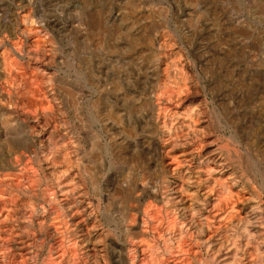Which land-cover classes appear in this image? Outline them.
<instances>
[{"label": "bare ground", "instance_id": "bare-ground-1", "mask_svg": "<svg viewBox=\"0 0 264 264\" xmlns=\"http://www.w3.org/2000/svg\"><path fill=\"white\" fill-rule=\"evenodd\" d=\"M23 1L29 2L32 0H23ZM222 1H224V0H222ZM259 2H260V0H259ZM21 4H24V3H21ZM26 6H27V4H26ZM250 6H251V4H250ZM191 7L192 6H190V8ZM214 7H216V6H214ZM256 7L259 9V11L261 13H264V1L257 3ZM28 8H29V6H28ZM29 9L28 10L26 9L25 11L21 12V14H19L20 16L17 15L18 16L17 19L12 18L14 20L12 21L11 27L9 28V30L11 29L10 36H9V38H6L7 40L4 41L2 47H0V94L2 95V98L0 100V109L2 110V111H0V144L3 145L4 151H5L3 154H5L7 156L6 160L3 158L6 161L4 163V165L2 166L3 168H0V264H26V259L27 258L29 259L28 253H27V248H28L27 246L31 243L37 248V250H40L44 247L43 245L46 241L48 242V247L46 248V254L43 257L42 261L38 262L40 264H98V256H99V254H101V253H99V248H101L100 242L102 241L101 240L102 237H101V233H100L101 229H102V225H107V227L110 228L109 225L111 222V218L109 216H107L108 213L106 215H104L103 210L105 209V212L108 211L109 207H110L109 201H112L118 197L117 188L115 186L114 181L112 179H111L112 182L109 180L111 182V184H110V187L108 188L107 195H106L107 199L104 203L103 202L104 196L102 193L103 191H101L100 182H99L100 181V179H99L100 175H98L99 174L98 168H97L98 165H97V163L94 165V162L89 160L85 155L86 146L90 141L85 146V144H84L85 142L82 139H79V133H78L79 130H78V132H76L75 128H74L75 130L72 129L71 131H69L67 128H62V126L65 125V123H64L65 122V118H64L65 114L66 113L68 114L69 112H70L69 117L71 116V120H73L72 121L73 123L74 122H76V123L81 122L80 124L83 125L84 120L82 122L79 111L77 109V102L76 101L79 99V97L77 96V94L72 92L73 87L71 89L67 85H62V87L60 88L59 86L61 85V83H60L61 80H57L56 78H54L56 75L54 77H53V75H51V73L52 72L55 73L54 71L56 70L54 64L59 63L58 61L60 60V58H59L60 56L59 57L57 56V54H58L57 52L59 50V48H57V40H58V35H60V34H58L57 31H55L53 29V27H52L53 25L51 26L52 28L49 27V25H48L49 23H47L44 20V18L42 17V15L39 14L38 8H37L38 11L36 9L35 10H31V9L29 10ZM212 9H214V8H212ZM258 9H257V11H258ZM195 11H193V12L196 13ZM16 12H18V11H16ZM130 12L132 13L133 11H130ZM224 14H225V12H224ZM258 14H259V12H258ZM133 15H135V14H133ZM192 16H193V14H192ZM13 17H15V16H13ZM89 17H91V15ZM95 17H97V15ZM100 19H102V18H100ZM100 19H99V21H100ZM135 19H139V17L135 18ZM205 19H207V18H205ZM83 20H84V18H83ZM85 20L88 21V19H85ZM78 21H80V19ZM89 21H91V20H89ZM89 21H88V23H89ZM146 21H147V19H146ZM80 22H83V21H80ZM194 22H196V21H194ZM6 23H7V21H6ZM52 23L54 24V22H52ZM77 23H79V22H77ZM84 23L86 24V22H84ZM138 23L139 22H137V24ZM156 23H157V21H156ZM75 24H76V21H75ZM96 24L97 23H95V25ZM143 24H144V22H143ZM219 24L220 23H218V25ZM211 25H210V27H212ZM147 26H149V24ZM163 26H161V27H163ZM64 27H62L63 30H64ZM86 27H87V25H86ZM136 27H137V25H136ZM77 28L79 29V27H77ZM91 28H93V27H91L89 25L88 30H93ZM214 28H215V26H214ZM229 28H227V29H229ZM142 29H143V31H141V32L139 31L140 34L134 38V42L142 44L143 46L150 48L151 51L153 52V56H157V52L159 50L161 51L162 48L159 46H158V48H155L154 47L155 46L154 39L151 38V36L148 34V32L146 31V28H142ZM72 31H74V30H72ZM96 31L98 32V30H96ZM132 31H137V30H132ZM165 31H164V33H165ZM181 31H182V29H181ZM189 31H190V29H189ZM202 31L200 33H202ZM89 32H91V31H89ZM89 32H88V34H89ZM100 32H99V34H101ZM175 32H177V31H175ZM78 33H80V32H78ZM167 33H169V32H167ZM184 33H186V32H184ZM85 34H87V33H85ZM176 34H178V33H176ZM190 34L192 35V33H190ZM1 35H2V33H1ZM162 35H163V33H162ZM95 36H97V35H95ZM128 36H130V35L128 34ZM90 37H91V35H90ZM92 37H93V35H92ZM170 37H172V36H170ZM208 37H209V35H208ZM252 37H254V36H252ZM100 38H101V36H100ZM243 38H246V36ZM66 39H68V37ZM102 39H103V37H102ZM160 39H162V36ZM233 41H234V39H233ZM82 42H83V40H82ZM94 42H96V41H94ZM99 42H100V40H99ZM160 42H162L161 46L165 45L164 40L160 41ZM204 42L209 43V41H204ZM262 42H264V41H262ZM84 43H85V39H84ZM97 43H98V41H97ZM167 43H168V40H167ZM172 43H174V42H172ZM244 43H245V41H244ZM90 44H92V43H90ZM107 44H108V42H107ZM59 45H58V47H60ZM67 45H69V44H67ZM61 46H63V45H61ZM91 46L93 48V45H91ZM91 46L89 48H91ZM94 46H96V45H94ZM201 46H203V45H201ZM177 47H179V46H177ZM60 48H62V47H60ZM73 48H74V46H73ZM107 48H109V47H107ZM113 48H112V50H113ZM123 48H125V47H123ZM134 48H136V47H134ZM82 49H85V48H82ZM82 49H80V50L82 51ZM194 49L196 50V48H194ZM252 49H254V48H252ZM262 49H264V45H262ZM60 50H62V49H60ZM123 50L125 51V49H123ZM256 50L254 52H257ZM75 51H76V49H75ZM113 51H115V50H113ZM127 51L129 52V50H127ZM131 51L134 53L133 50H130V52ZM85 52H87V51H85ZM138 52H140V50L137 51V54H138ZM163 52H164V50H163ZM250 52H252V50ZM68 53H70V52L68 51ZM82 53H83V51H82ZM178 53H179V51H178ZM260 53H261V55L264 54L261 51H260ZM87 54H89V51L87 52ZM125 54H126V52H125ZM184 54H186V53H184ZM247 54H250V53H247ZM253 54H251V55H253ZM65 55H67V54H65ZM255 55H256V53H255ZM158 56H160V55H158ZM175 56H177V55H175ZM205 56H207V55H205ZM256 56H258V55H256ZM262 56H264V55H262ZM134 57H135V55H134ZM170 57H172V56H170ZM185 57H187V56H185ZM214 57H216V55ZM230 57H232V55ZM243 57H244V55H243ZM253 57H255V56L253 55ZM256 58H258V57H256ZM63 59H64V57H63ZM170 59H172V58H170ZM180 59H178V60H180ZM199 59H201V58H199ZM212 59H213V57H212ZM214 59H216V58H214ZM232 59H233V57H232ZM92 60L93 59H91V61ZM169 60L166 57H164V55H163L161 57H158L154 61V69H155V73L157 75L156 80L154 81L155 82L154 86H152L153 87L152 93H154V100H152V101L149 100L147 104L142 103V106L144 105L143 108H145L144 111H142V112H144V113L146 112V117H147L146 123H145L146 127H144L146 137H147V138H145L146 139V145H145L146 148L145 149L147 150V152H144V153H145V155L148 154V157H146V158L148 159V162H150L149 164L152 165V169L154 170V171H152V172H154L152 177H158L159 173L163 174L164 177L162 176L160 181H157L156 184H154V183L157 179L154 182H150L148 184L149 186L147 185L145 187L143 184L139 183L140 185H138V183H135L132 191L130 190L131 192L128 191V192L123 193L122 195L119 193L121 195L120 199H122V198L126 199L129 196H131V198L134 199L133 202L135 201V203H137L141 199L146 200V201H144V203H145L143 205L144 208L142 207L143 210L139 211V210L135 209L133 212L132 211H130V212L125 211L126 214L123 215V225H122L123 226V229H122L123 232L122 233H124V235L127 238H129V241H128L129 247H127V246L125 247L126 248V252H125L126 255L121 257V264H146L147 263L146 259L151 260V261L153 260L154 264H193V263L195 264V262L196 263L199 262V257L201 256L199 250L202 247L204 248V251L209 256V259L211 261L210 264H264V237H262L259 234V232H261V231L259 229H257V221L252 218L253 215L255 217V214L257 212H259L260 215L262 217H264V201L261 200L262 202H259L257 205L255 202L256 200H260L261 195L264 194V136H262L260 138L259 136L255 135L254 133H253L254 135L251 136V127L254 128L253 125L252 126L245 125L242 128V126H240V125L236 126L233 124L232 119L230 118V115H229V111H231L229 109V107L231 104L229 102L227 103V111H225V104L224 103H226V102H224V103L222 102L223 101L222 98H224V97H222L221 96L222 94H219V92H218V89L220 88V86H219V84L216 85V84L212 83V77L208 76L209 74L207 75V73L209 72L208 70H206L207 66L205 64L201 63V65L197 66L196 71H198L199 73L201 72L200 76L204 77L205 83L206 82H208V83L203 84L202 80L198 81L199 78L195 79V80H197L200 83V84L199 83L198 84H199V88H200L201 92L203 93V96L205 97V99H204V97L202 96L204 99L205 105H209V108H208L209 111L207 114L209 115L211 122L207 119L210 122V124H205L204 120H203V114L205 113V111L199 106L200 105L199 104L200 99H199V101H197L198 103L191 102L190 97H192L191 96L192 92L190 91V89L193 87H191L192 83H189L190 86H188V84H187V82L190 79L187 80L185 78L187 80L186 83L183 80L181 81L179 79L178 80L180 82L179 81L177 82L175 80H170V78H171L170 76H172V75L169 76L170 73L169 74L167 73V71H169V70H163V72L160 71L161 73H159V68H160L161 63L164 62V65H166V67H167ZM190 60H192V59L190 58ZM248 60H249V58H248ZM173 61H174V59H173ZM260 61H261V59H260ZM60 62H61V60H60ZM149 62L150 61H148V63ZM212 62H213V60H212ZM223 62L221 61V63H223ZM227 62H228V60H227ZM258 62H259V60L256 63H258ZM111 63L114 64V62H111ZM151 63H152V60H151ZM143 64H144V62H143ZM216 64H218V63H216ZM80 65H82V64H80ZM149 65H147L146 68H148ZM188 65H189V63H188ZM207 65H208V63H207ZM210 65L211 64H209L208 66H210ZM180 66H181V64H180ZM81 67H83V66H81ZM166 67H165V69H166ZM121 68H123V67L121 66ZM162 68H163V66H162ZM226 68H227V66H226ZM259 68H260V66H258V69ZM70 69H72V68H70ZM99 69L100 68L98 67V70ZM119 69H120V67H119ZM119 69H118V71H119ZM230 69H232V68H230ZM262 70H264V69H262ZM87 71H89V70H87ZM94 71H95V69H94ZM124 71H125V69H124ZM175 72H176V70H175ZM61 73H63V72H61ZM95 73H97V72H95ZM127 73H128V70H127ZM217 73H219V71ZM235 73H237V72H235ZM56 74H58V73H56ZM86 74H88V73L86 72ZM93 74L94 73H92L91 75H93ZM183 74H184V72H183ZM62 75H64V74H62ZM94 75H96V74H94ZM116 75H118V73ZM175 75L177 76V74H175ZM185 75H186V72H185ZM115 76H113V77H115ZM180 76H179V78H180ZM113 77H112V79H115ZM183 77H184V75H183ZM220 77H221V75H220ZM117 78H118V76H117ZM222 78L224 79V77H222ZM116 79H115V81H116ZM241 80H242V78H241ZM117 81H119V80H117ZM226 81H227V79H226ZM111 82H114V81L111 80ZM152 82H153V80H152ZM256 82H257V84L264 82V72L258 73V78L256 79ZM119 83H120V81H119ZM193 83H194V81H193ZM215 83H217V82H215ZM100 84H98V85H100ZM84 85H86V84H84ZM92 85H94V84H92ZM244 85H245V83H244ZM240 86H241V84H240ZM100 87H102V86H100ZM216 87H219V88L216 89ZM237 87H238V85L236 86V88ZM246 87H247V85H246ZM242 88L246 89L245 87H242ZM257 88H259V87H257ZM244 89H243V91H244ZM248 91H249V89H248ZM201 92L199 91L200 94H201ZM252 92H254V91H252ZM91 93L93 94V91ZM126 93H127V91H126ZM238 93H239V91H238ZM256 93H258V92H256ZM100 94H102V93H100ZM110 94H113V93H110ZM122 94H125V93L123 92ZM253 94H255V93H253ZM58 95L61 96V100H59ZM102 95H104V94H102ZM228 95H231V94H228ZM228 95L226 96V98L228 97ZM80 96H83V95L81 94ZM193 97H194V95H193ZM260 97H258V98H260ZM88 98H90V96ZM113 98H115V97H113ZM207 98H209L210 100H208ZM131 100H132V98H131ZM261 100L264 101V96L261 97ZM80 101L78 100V102H80ZM230 102L232 103V101H230ZM81 103L82 102H80V104ZM197 104H199V105H197ZM254 104L256 105V103H254ZM261 104L264 105V103H260V105ZM126 105L127 104H125V106ZM139 106L135 105V107H139ZM90 107H89V109H90ZM113 107L115 108V106H113ZM232 107H233V105H232ZM98 108H97V110H98ZM236 108H238V107H236ZM243 110H244V108H243ZM80 111H82V109ZM252 111H253V109H252ZM138 112H140V110H137V109L134 110V113H138ZM94 113H96V112H94ZM104 113H106V112H104ZM82 114L84 115V113H82ZM128 114H129V112H128ZM262 114H264V113H262ZM110 115H112V113ZM114 115H116V113ZM118 115H120V113ZM87 117H89V116L87 115ZM252 117H253V115H252ZM240 118H243V117L240 116ZM250 118H249V120H250ZM262 118H264V116H262ZM91 119H93V118H91ZM117 120H118V118H117ZM122 120H124V119L122 118ZM87 121H88V123L90 122L89 120H87ZM262 121H264V120H262ZM102 122H103V120H102ZM102 122H100V123H102ZM104 122H105V119H104ZM115 122H116V119H115ZM237 122H238V124H240L239 120ZM254 122H252V123L254 124ZM84 123H87V122H84ZM257 123L258 122H256V124ZM133 124H134V122H133ZM262 124H264V123H262ZM78 125H79V123H78ZM229 125H232L233 129H230L231 127L229 128ZM241 125H242V123H241ZM135 126H136V123H135ZM67 127H68V125H67ZM72 127H74V126H72ZM84 127L82 126L83 129H84ZM209 127H212L214 132L218 134L217 138H215L214 140L210 139V137H209V135H210V132H209L210 128ZM91 128L94 130L93 127H91ZM107 128H108V126H107ZM126 128L128 129V127H126ZM129 128H130V126H129ZM135 128H133V129H135ZM130 129H132V127ZM261 129H262L261 132L264 133V128H261ZM98 130H101V129H98ZM132 131H135V130H132ZM94 132H95V130H94ZM105 132H107V131H105ZM124 132H125V130H124ZM255 132H258V131H255ZM259 133H260V131H259ZM114 134L116 135V132ZM108 137H109V134H108ZM220 140H222V142L219 144ZM117 141H119V140H117ZM104 143H105V141H104ZM118 143H120V141ZM128 144H129V142L127 143V145ZM95 145H96L95 143L91 142L89 146H90V148H92V147L95 148ZM112 145H109V146H112ZM121 145H123V144H121ZM125 145L126 144H124V147H125ZM212 145H215L216 149H214V148L211 149L210 146H212ZM89 146H87V147H89ZM115 146H114V148H115ZM124 147L121 146L120 154L122 156H125L128 158L129 155L126 154L127 151L124 149ZM0 149L2 150V148H0ZM103 149H104V147H103ZM109 150H111V149H109ZM217 151H219L220 153L225 151V155H224L225 159H223V157L221 155H217ZM105 152H107L106 149H105ZM97 153H96V155H97ZM138 154L139 153L137 152V156H138ZM111 155H113V154L111 153L110 156ZM131 155L130 156L132 158L136 157V155L134 157L133 152L131 153ZM102 157H104V156H102ZM125 157H123V159ZM139 158L140 157H138V159ZM97 161L99 162V159ZM116 161H117V159H116ZM230 161L238 162V164L242 168V171L244 172V175H245V178H244L245 181L244 182H242L240 180V178L236 176V174H235L236 171L229 169L228 162H230ZM123 162H124V160H123ZM130 162H131V160H130ZM144 164H145V161H144ZM149 164H148V166H149ZM232 164L233 163H231V165ZM236 164L234 163V165H236ZM100 166H101V164H100ZM139 167H141V166H139ZM103 168H101V169L104 170ZM132 169H135V168H132ZM5 170H9V173H8V171L6 173ZM141 172H143V171H141ZM137 173H139V172H137ZM14 177L15 178L17 177L20 180L12 179ZM3 178H6V180H8V181H6V182L3 181V180H5ZM7 178H9V179H7ZM133 179H134V177L132 178V182H133ZM140 179H141L140 180V182H141L143 177H141ZM168 181H169V183H168ZM138 182H139V180H138ZM120 186H122V184ZM125 186H127V185H125ZM125 186H123V188ZM247 186H250L251 190H249V192L247 191ZM164 188L170 190L169 191V192H171L170 198H168L167 196L166 197L164 196V193H166L163 191ZM102 190H104V189H102ZM15 191H17L18 194H20L22 196V198H19L18 197L19 195L15 196L14 195ZM202 200H204V201H202ZM172 203H173V205H174V203H176V207H172V205H171ZM245 204L249 205L248 206L249 211L247 210L249 212V214H247L246 210L244 209ZM135 206L133 208H135ZM137 206H138V204H137ZM120 207H122V206H120ZM115 209H116V207H115ZM114 214H116V213H114ZM112 216H113V214H112ZM262 226H264V225H261V227ZM118 230H119V228H118ZM130 237H132V239L134 238L135 240L132 242L130 240ZM165 237H167V238H165ZM107 239L109 241L110 246L116 245L115 242L113 241V239L111 240V239H109V237H107ZM172 241H175V243H174L175 245L170 244V243H172ZM122 242H124V241H122ZM104 245L106 246V244H104ZM102 252H103V250H102ZM118 254H119V251H118ZM36 257H37V253L32 254V258H33L34 262H36V260H37ZM203 259H204V257H203ZM205 259H204V261H205ZM201 262H202V260H201ZM35 264H37V262Z\"/></svg>", "mask_w": 264, "mask_h": 264}, {"label": "rangeland", "instance_id": "rangeland-1", "mask_svg": "<svg viewBox=\"0 0 264 264\" xmlns=\"http://www.w3.org/2000/svg\"><path fill=\"white\" fill-rule=\"evenodd\" d=\"M33 1V2H32ZM29 2L23 1V0H0V47H2L4 41H6V38H9L11 29V23L14 19H17L19 14L21 12L28 10L29 8L31 10H37L39 14L42 15L44 20L49 23V27L57 31L58 34V40H57V48L58 54L57 56L60 58L58 61L59 63H55L54 66L56 70L55 73H51L54 78L57 80H61V85H67L71 89L73 87V93L77 94L79 97V101L77 102V109L79 111L81 120L84 123L83 125L80 124L81 122H72L70 112L65 114V127L62 126V128H67L69 131L72 129H76V132L79 130V139H82L86 144L88 143L90 145L91 142L95 143V148L87 144L85 149V155L86 157L94 162V165L97 163L98 165V175L100 179V187L101 191H103L104 200L105 203L107 199V191L110 187V184L112 180L115 183V186L117 188L118 197L112 201H109L110 207L109 210L105 212V209L103 210L104 215L108 213L107 216L111 218L110 222V228L107 227V225H102L101 229V237L102 241L100 242L101 248H99V256H98V264H121V257L126 255V246H128L129 238H127L124 233H122L123 229V215L126 214V212L134 211L136 210H143L144 208V200H139L137 203L134 199L129 196L128 198L120 199L121 195L125 192L132 191L134 188V184L138 183V185L143 184L144 187L147 186L150 182H154L156 184L157 181H160L161 177L164 175L159 173L158 177H152L154 171L152 169V165H150L148 162V154L145 155L144 152H147L145 149L146 145V133L145 128L146 127V112L144 111L145 108L143 104H147L148 101L154 100V93H152V86H154V81L156 80V73L154 69V61L158 58L164 55L169 62L168 66L164 65V62L161 63L159 68V73L163 72V70H169L167 73L172 76H170V80H183L185 83L187 80L188 86H190L189 83H192L191 87L189 88L192 92V97H190L191 102L198 103L205 113L203 114V120L205 124H210L211 119L209 115L207 114L209 111V105H205L203 96V93L201 92L199 88V80L203 81V84L205 83L204 77H201L197 70V66L202 64H205L207 66L206 70L209 72L207 73L208 76L212 77V83L220 86L216 87L218 89L219 94H222L221 96L224 97L223 103L225 104V111H227V103L229 102L231 105L229 109L232 111H229L230 118L232 119V122L236 126H242V128L245 125L254 126L251 127V136L257 135L260 138L264 136V133H262V129L264 128V105H260V103H264V101L261 100V97L264 96V82L257 84L256 79L258 78V73L264 72V54L261 55L260 51L264 53V49H262V45H264V13H261L259 9L256 7L257 3H260L264 0H32ZM82 1V2H81ZM194 1V2H193ZM226 1V2H225ZM247 1V2H246ZM253 1V2H252ZM211 2V3H210ZM24 3V4H21ZM32 3V4H31ZM193 3V4H192ZM248 5H247V4ZM27 4V6H26ZM217 4V5H216ZM251 4V6H250ZM256 4V5H255ZM31 5V6H30ZM34 5V6H33ZM132 5V6H131ZM208 5V6H207ZM212 5V6H211ZM23 6V7H22ZM29 6V8H28ZM36 6V7H35ZM136 6V7H135ZM190 6H192L190 8ZM207 6V7H206ZM216 6V7H214ZM219 6V7H218ZM222 6V7H221ZM249 6V7H248ZM253 6V7H252ZM201 7V8H200ZM214 8V9H212ZM254 8V9H253ZM29 9V10H30ZM42 9V10H41ZM131 9V10H130ZM187 9V10H186ZM196 13H194L193 11ZM211 9V10H210ZM227 9V10H226ZM258 9V11H257ZM186 10V11H185ZM18 11V12H16ZM130 11H133L132 13ZM138 11V12H137ZM152 11V12H151ZM216 11V12H215ZM254 11V12H253ZM188 12V13H187ZM193 12V13H192ZM201 12V13H200ZM210 12V13H209ZM225 12V14H224ZM227 12V13H226ZM259 12V14H258ZM95 13V14H94ZM206 13V14H205ZM58 14V15H57ZM91 17H89L90 15ZM99 14V15H98ZM125 14V15H124ZM130 16H129V15ZM135 14V15H133ZM152 14V15H151ZM193 14V16H192ZM211 14V15H210ZM218 14V15H217ZM221 14V15H220ZM18 15V16H17ZM44 15V16H43ZM78 15V16H77ZM86 15V16H85ZM94 15V16H93ZM97 15V17H95ZM140 15V16H139ZM209 15V16H208ZM258 15V16H257ZM15 16V17H13ZM99 16V17H98ZM223 16V17H222ZM62 17V18H61ZM139 19H135L138 18ZM153 17V18H152ZM199 17V18H198ZM202 19H201V18ZM227 17V18H226ZM14 18V19H12ZM85 19L91 20L88 21ZM102 18V19H100ZM122 18V19H121ZM129 20H128V19ZM207 18V19H205ZM215 18V19H214ZM258 18V19H257ZM49 19V20H48ZM80 19V22L78 21ZM100 19V21H99ZM143 19V20H142ZM147 19V21H146ZM194 19V20H193ZM198 19V20H197ZM201 21H200V20ZM230 19V20H229ZM56 20V21H55ZM141 20V21H140ZM176 20V21H175ZM186 20V21H185ZM7 21V23H6ZM11 21V22H10ZM62 21V22H61ZM74 21V22H73ZM76 21V24H75ZM130 21V22H129ZM132 21V22H131ZM139 22L137 24V22ZM157 21V23H156ZM196 21V22H194ZM206 21V22H205ZM233 21V22H232ZM54 22V24L52 23ZM65 22V23H64ZM79 22V23H77ZM86 22V24L84 23ZM135 22V23H134ZM144 22V24H143ZM174 22V23H173ZM179 22V23H178ZM194 22V23H193ZM206 24H204V23ZM68 23V24H67ZM95 23H97L95 25ZM142 23V24H141ZM156 23V24H155ZM162 23V24H161ZM201 25H200V24ZM214 23V24H213ZM218 23H220L218 25ZM228 23V24H227ZM233 23V24H232ZM72 26H71V25ZM140 24V25H139ZM149 24V26H147ZM212 24V25H211ZM53 25V26H52ZM76 25V26H75ZM87 25V27H86ZM89 25L93 28V30H88ZM129 27H128V26ZM137 25V27H136ZM164 25V26H163ZM172 25V26H171ZM185 25V26H184ZM210 25L212 27H210ZM218 25V26H217ZM226 25V26H225ZM241 25V26H240ZM52 26V27H51ZM60 26V27H59ZM65 26V27H64ZM67 26V27H66ZM75 26V27H74ZM100 26V27H99ZM135 26V27H134ZM141 26V27H140ZM163 26V27H161ZM215 26V28H214ZM221 26V27H220ZM228 26V27H227ZM257 26V27H256ZM56 27V28H55ZM64 27V30L63 28ZM79 27V29L77 28ZM230 27V28H229ZM239 27V28H238ZM249 27V28H248ZM7 28V29H6ZM67 28V29H66ZM77 28V29H76ZM101 28V29H100ZM126 28V29H125ZM130 28V29H129ZM134 28V29H133ZM142 28H146V31L151 36V38L154 39L155 42V48L161 47V51L159 50L157 52V56H153V52L150 48L143 46L142 44L135 43L134 38L137 37L141 31H143ZM168 28V29H167ZM177 28V29H176ZM209 28V29H208ZM229 28V29H227ZM61 29V30H60ZM71 29V30H70ZM98 30V32L96 30ZM137 31H132V30ZM140 29V30H139ZM142 29V30H141ZM182 29V31H181ZM190 29V31H189ZM231 29V30H230ZM59 30V31H58ZM67 30V31H66ZM74 30V31H72ZM83 30V31H82ZM125 30V31H124ZM163 30V31H162ZM166 30V31H165ZM171 30V31H170ZM203 30V31H202ZM212 30V31H211ZM229 30V31H228ZM241 30V31H240ZM248 30V31H247ZM250 30V31H249ZM4 31V32H3ZM72 31V32H71ZM76 31V32H75ZM91 31V32H89ZM93 31V32H92ZM95 31V32H94ZM101 31V32H100ZM140 31V32H139ZM154 31V32H153ZM165 31V33H164ZM173 31V32H172ZM177 31V32H175ZM188 31V32H187ZM202 31V33H200ZM206 31V32H205ZM228 31V32H227ZM234 31V32H233ZM259 33H258V32ZM80 32V33H78ZM89 32V34H88ZM99 32L101 34H99ZM169 32V33H167ZM186 32V33H184ZM251 32V33H250ZM2 33V35H1ZM66 33V34H65ZM87 33V34H85ZM163 33V35H162ZM172 33V34H171ZM178 33V34H176ZM183 33V34H182ZM192 33V35L190 34ZM195 33V34H194ZM65 34V35H64ZM72 34V35H71ZM128 34L130 36H128ZM135 34V35H134ZM167 34V35H166ZM189 34V35H188ZM221 34V35H220ZM257 34V35H256ZM4 35V36H3ZM62 35V36H61ZM77 35V36H76ZM91 35V37H90ZM93 35V37H92ZM97 35V36H95ZM124 35V36H123ZM176 35V36H175ZM181 35V36H180ZM201 35V36H200ZM209 35V37H208ZM235 35V36H234ZM251 35V36H250ZM259 35V36H258ZM87 36V37H86ZM89 36V37H88ZM101 36V38H100ZM162 36V39H160ZM172 36V37H170ZM237 36V37H236ZM240 36V37H239ZM246 38H243L245 37ZM254 36V37H252ZM3 37V38H2ZM5 37V38H4ZM68 37V39H66ZM95 37V38H94ZM98 39H97V38ZM103 37V39H102ZM125 37V38H124ZM165 37V38H164ZM168 37V38H167ZM185 37V38H184ZM191 37V38H190ZM214 37V38H213ZM62 38V39H61ZM75 38V39H74ZM85 43H84V39ZM91 38V39H90ZM100 38V39H99ZM157 38V39H156ZM190 38V39H189ZM195 38V39H194ZM206 38V39H205ZM230 38V39H229ZM238 38V39H237ZM242 38V39H241ZM259 38V39H258ZM5 39V40H4ZM66 39V40H65ZM93 39V40H92ZM106 39V40H105ZM132 39V40H131ZM170 39V40H169ZM197 39V40H196ZM234 39V41H233ZM83 40V42H82ZM91 42H90V41ZM100 40V42H99ZM159 40V41H158ZM165 45L161 46L163 41ZM168 40V43H167ZM177 40V41H176ZM184 40V41H183ZM218 40V41H217ZM240 40V41H239ZM254 40V41H253ZM66 41V42H65ZM69 41V42H68ZM72 41V42H71ZM96 41V42H94ZM98 41V43H97ZM157 41V42H156ZM171 41V42H170ZM204 41H209L204 42ZM216 43H215V42ZM220 41V42H219ZM223 41V42H222ZM238 41V42H237ZM245 41V43H244ZM257 41V42H256ZM59 42V43H58ZM62 42V43H61ZM82 42V43H81ZM102 42V43H101ZM108 42V44H107ZM174 42V43H172ZM218 42V43H217ZM229 42V43H228ZM233 42V43H232ZM236 42V43H235ZM61 43V44H60ZM87 43V44H86ZM92 43V44H90ZM101 43V44H100ZM106 43V44H105ZM129 43V44H128ZM262 43V44H261ZM60 44V45H59ZM69 44V45H67ZM79 44V45H78ZM87 46H86V45ZM98 44V45H97ZM101 46H100V45ZM116 44V45H115ZM133 44V45H132ZM184 44V45H183ZM192 44V45H191ZM239 44V45H238ZM251 44V45H250ZM254 44V45H253ZM58 45L60 47H58ZM63 45V46H61ZM74 48H73V46ZM93 45V48L92 46ZM96 45V46H94ZM129 45V46H128ZM136 45V46H135ZM141 45V46H140ZM190 45V46H189ZM203 45V46H201ZM206 45V46H205ZM211 45V46H210ZM84 46V47H83ZM91 46V48H89ZM100 48H99V47ZM127 46V47H126ZM136 48H134V47ZM179 46V47H177ZM200 46V47H199ZM221 46V47H220ZM247 46V47H246ZM70 47V48H69ZM109 47V48H107ZM114 47V48H113ZM117 47V48H116ZM125 47V48H123ZM129 47V48H128ZM132 47V48H131ZM138 47V48H137ZM172 47V48H171ZM204 47V48H203ZM85 48V49H82ZM98 48V49H97ZM115 50L113 51L112 50ZM128 48V49H127ZM141 48V49H140ZM174 48V49H173ZM196 48V50L194 49ZM206 48V49H205ZM249 50H248V49ZM254 48V49H252ZM259 48V49H258ZM261 48V49H260ZM62 49V50H60ZM76 49V51H75ZM82 49V51L80 50ZM125 49V51L123 50ZM181 49V50H180ZM189 49V50H188ZM201 49V50H200ZM252 52H250L251 50ZM257 49V50H256ZM66 50V51H65ZM80 50V51H79ZM112 50V51H111ZM121 52H120V51ZM123 50V51H122ZM129 50V52L127 51ZM130 50H133L134 53ZM140 50V52L137 51ZM164 50V52H163ZM211 50V51H210ZM241 50V51H240ZM257 52H254V51ZM68 51L70 53H68ZM89 51V54L87 52ZM101 51V52H100ZM167 51V52H166ZM173 51V52H172ZM179 51V53H178ZM200 51V52H199ZM227 51V52H226ZM229 51V52H228ZM235 51V52H234ZM62 52V53H61ZM79 54H78V53ZM92 52V53H91ZM123 52V53H122ZM126 52V54H125ZM223 52V53H222ZM60 53V54H59ZM67 55H65V54ZM128 53V54H127ZM159 53V54H158ZM178 53V54H177ZM186 53V54H184ZM219 53V54H218ZM239 53V54H238ZM246 53V54H245ZM250 53V54H247ZM254 53V54H253ZM258 55L256 56L255 55ZM63 54V55H62ZM71 54V55H70ZM86 54V55H85ZM151 54V55H150ZM169 54V55H168ZM183 54V55H182ZM188 54V55H187ZM209 54V55H208ZM218 54V55H217ZM228 54V55H227ZM253 54L255 57H253ZM76 55V56H75ZM89 55V56H88ZM96 55V56H95ZM125 55V56H124ZM135 55V57H134ZM145 55V56H144ZM160 55V56H158ZM168 55V56H167ZM177 55V56H175ZM203 55V56H202ZM207 55V56H205ZM216 55V57H214ZM232 55V57H230ZM244 55V57H243ZM261 55V56H260ZM64 59H63V57ZM88 56V57H87ZM98 56V57H97ZM172 56V57H170ZM187 56V57H185ZM210 56V57H209ZM222 56V57H221ZM74 57V58H73ZM76 57V58H75ZM93 57V58H92ZM96 57V58H95ZM154 57V58H153ZM175 57V58H174ZM181 59H180V58ZM194 59H193V58ZM205 57V58H204ZM209 57V58H208ZM213 57V59H212ZM224 57V58H223ZM229 57V58H228ZM239 57V58H238ZM249 60H248V58ZM258 57V58H256ZM68 58V59H67ZM125 58V59H124ZM140 58V59H139ZM190 58L192 60H190ZM201 58V59H199ZM216 58V59H214ZM218 58V59H217ZM223 58V59H222ZM226 58V59H225ZM252 58V59H251ZM75 59V60H74ZM78 59V60H77ZM86 59V60H85ZM91 59H93L91 61ZM147 59V60H146ZM154 59V60H153ZM162 59V58H161ZM174 59V61H173ZM180 59V60H178ZM188 59V60H187ZM213 62H212V60ZM240 59V60H239ZM244 59V60H243ZM261 59V61H260ZM64 62H63V61ZM152 60V63H151ZM228 60V62H227ZM239 60V61H238ZM259 60L258 63H256ZM73 61V62H72ZM91 61V62H90ZM95 61V62H94ZM122 61V62H121ZM148 61H150L148 63ZM173 61V62H172ZM178 61V62H177ZM185 61V62H184ZM211 61V62H210ZM221 61L223 63H221ZM226 61V62H225ZM243 63H242V62ZM63 62V63H62ZM87 62V63H86ZM111 62H114L111 63ZM141 62V63H140ZM144 62V64H143ZM181 62V63H180ZM251 62V63H250ZM76 63V64H75ZM121 63V64H120ZM124 63V64H123ZM147 63V64H146ZM151 63V64H150ZM176 63V64H175ZM189 63V65H188ZM191 63V64H190ZM198 63V64H197ZM211 64L210 66L207 65ZM218 63V64H216ZM230 63V64H229ZM234 63V64H233ZM239 63V64H238ZM250 63V64H249ZM256 63V64H255ZM62 64V65H61ZM82 64V65H80ZM89 64V65H88ZM141 64V65H140ZM150 64V65H149ZM181 64V66H180ZM229 64V65H228ZM249 64V65H248ZM256 66H255V65ZM259 64V65H258ZM262 64V65H261ZM60 65V66H59ZM64 65V66H63ZM72 65V66H71ZM76 65V66H75ZM78 65V66H77ZM88 65V66H87ZM139 65V66H138ZM145 65V66H144ZM148 66V68H146ZM224 65V66H223ZM235 67H234V66ZM68 66V67H67ZM83 66V67H81ZM87 66V67H86ZM97 66V67H96ZM121 66L123 68H121ZM143 66V67H142ZM163 66V68H162ZM175 66V67H174ZM189 68H188V67ZM213 66V67H212ZM216 66V67H215ZM229 69H227L226 68ZM232 66V67H231ZM258 66L260 68L258 69ZM85 67V68H84ZM98 67L100 68L98 70ZM115 67V68H114ZM117 67V68H116ZM120 67V69H119ZM142 67V68H141ZM151 67V68H150ZM166 67V69H165ZM171 69H170V68ZM180 67V68H179ZM65 68V69H64ZM67 68V69H66ZM72 68V69H70ZM84 68V69H83ZM144 68V69H143ZM184 68V69H183ZM195 70H194V69ZM212 68V69H211ZM232 68V69H230ZM235 68V69H234ZM237 68V69H236ZM251 68V69H250ZM59 69V70H58ZM86 69V70H85ZM95 69V71H94ZM119 69V71H118ZM125 69V71H124ZM179 69V70H178ZM181 69V70H180ZM189 71H188V70ZM89 70V71H87ZM97 70V71H96ZM115 70V71H114ZM128 70V73H127ZM176 70V72H175ZM227 72H226V71ZM233 72H232V71ZM93 71V72H92ZM100 71V72H99ZM153 71V72H152ZM161 71V72H160ZM182 71V72H181ZM188 71V72H187ZM219 71V73H217ZM254 71V72H253ZM63 72V73H61ZM74 72V73H73ZM80 74H79V73ZM86 72L88 74H86ZM97 72V73H95ZM184 72V74H183ZM186 72V75H185ZM237 72V73H235ZM58 73V74H56ZM72 73V74H71ZM77 73V74H76ZM92 73L96 75H91ZM118 73V75L116 74ZM122 73V74H121ZM172 73V74H171ZM190 73V74H189ZM228 73V74H227ZM247 73V74H246ZM61 74V75H60ZM62 74H66L65 76ZM90 74V75H89ZM177 74V76L175 75ZM188 74V75H187ZM227 74V75H226ZM246 76H245V75ZM86 75V76H85ZM98 75V76H97ZM103 75V76H102ZM116 75V76H115ZM129 75V76H128ZM181 75V76H180ZM184 75V77H183ZM192 75V76H191ZM215 75V76H214ZM221 75V77H220ZM115 76V77H113ZM118 76V78H117ZM133 78H132V77ZM180 76V78H179ZM187 76V77H186ZM198 76V77H197ZM67 77V78H66ZM69 77V78H68ZM100 77V78H99ZM113 78H117L116 81ZM126 77V78H125ZM129 77V78H128ZM183 77V78H182ZM192 77V78H191ZM197 77V78H196ZM201 77V78H200ZM224 77V79L222 78ZM233 77V78H232ZM236 77V78H235ZM240 77V78H239ZM65 78V79H64ZM108 78V79H107ZM114 82H111V80ZM131 78V79H130ZM187 80H186V79ZM199 78V79H198ZM222 78V79H221ZM235 78V79H234ZM242 78V80H241ZM68 79V80H67ZM102 79V80H101ZM179 79V80H178ZM195 79H198L195 80ZM204 79V80H203ZM227 79V81H226ZM78 80V81H77ZM110 80V81H109ZM119 80V81H117ZM128 80V81H127ZM153 80V82H152ZM221 80V81H220ZM226 82H225V81ZM237 82H236V81ZM245 80V81H244ZM249 80V81H248ZM81 81V82H80ZM92 81V82H91ZM100 81V82H99ZM194 81V83H193ZM214 81V82H213ZM233 81V82H232ZM239 81V82H238ZM251 81V82H250ZM72 82V83H71ZM85 82V83H84ZM130 82V83H129ZM180 82V81H179ZM217 82V83H215ZM224 82V83H223ZM254 84H253V83ZM77 83V84H76ZM101 83V84H100ZM105 83V84H104ZM116 83V84H115ZM170 83V82H169ZM199 83V84H198ZM223 83V84H222ZM245 83V85H244ZM83 84V85H82ZM86 84V85H84ZM94 84V85H92ZM100 84V85H98ZM124 84V85H123ZM172 84V83H171ZM235 84V85H234ZM241 84V86H240ZM243 84V85H242ZM261 84V85H260ZM89 85V86H88ZM111 85V86H110ZM116 85V86H115ZM122 85V86H121ZM234 85V86H233ZM238 87L236 88V86ZM247 85V87H246ZM83 86V87H82ZM88 86V87H87ZM98 86V87H97ZM102 86V87H100ZM127 86V87H126ZM227 86V87H226ZM253 86V87H252ZM255 86V87H254ZM76 87V88H75ZM79 87V88H78ZM82 87V88H81ZM107 87V88H106ZM113 87V88H112ZM116 87V88H115ZM120 87V88H119ZM151 87V88H150ZM230 87V88H229ZM245 87L246 89L242 88ZM251 87V88H250ZM259 87V88H257ZM89 88V89H88ZM93 90H92V89ZM115 88V89H114ZM126 88V89H125ZM130 88V89H129ZM150 88V89H149ZM199 88V89H198ZM233 88V89H232ZM261 88V89H260ZM113 89V90H112ZM194 89V90H193ZM215 89V90H216ZM226 89V90H225ZM235 89V90H234ZM244 89V91H243ZM249 89V91H248ZM252 89V90H251ZM95 90V91H94ZM98 90V91H97ZM121 90V91H120ZM127 93H126V91ZM193 90V91H192ZM196 90V91H195ZM233 90V91H232ZM257 90V91H256ZM93 91V94L91 92ZM101 91V92H100ZM115 91V92H114ZM117 91V92H116ZM201 92V94L199 93ZM235 91V92H234ZM239 91V93H238ZM243 91V92H242ZM254 91V92H252ZM109 92V93H108ZM125 94H122V93ZM258 92V93H256ZM104 95H102V94ZM113 93V94H110ZM199 93V94H198ZM255 93V94H253ZM83 96H80V95ZM225 94V95H224ZM231 94V95H228ZM108 95V96H107ZM128 95V96H127ZM133 95V96H132ZM194 95V97H193ZM228 97L226 98V96ZM246 95V96H245ZM0 100L2 98V95L0 94ZM59 96V100H61V96ZM90 96V98H88ZM111 96V97H110ZM118 96V97H117ZM121 96V97H120ZM124 96V97H123ZM126 96V97H125ZM204 99H203V97ZM237 96V97H236ZM245 96V97H244ZM261 96V97H260ZM81 97V98H80ZM87 97V98H86ZM93 97V98H92ZM106 97V98H105ZM115 97V98H113ZM200 97V98H199ZM260 97V98H258ZM103 98V99H102ZM127 98V99H126ZM132 98V100H131ZM196 98V99H195ZM250 98V99H249ZM255 98V99H254ZM86 99V100H85ZM115 99V100H114ZM126 99V100H125ZM140 99V100H139ZM189 99V100H190ZM193 99V100H192ZM210 100L209 98H207ZM124 100V101H123ZM134 100V101H133ZM146 100V101H145ZM226 100V101H225ZM248 100V101H247ZM95 101V102H94ZM126 101V102H125ZM195 101V102H194ZM232 101V103L230 102ZM107 102V103H106ZM115 102V103H114ZM128 102V103H127ZM146 102V103H145ZM201 102V103H200ZM219 102V101H218ZM235 102V103H234ZM243 102V103H242ZM253 102V103H252ZM234 103V104H233ZM237 103V104H236ZM256 103V105L254 104ZM80 104V105H79ZM125 104H127L125 106ZM139 106V107H135ZM85 105V106H84ZM92 105V106H91ZM122 105V106H121ZM203 105V106H202ZM233 105V107H232ZM235 105V106H234ZM258 105V106H257ZM260 105V106H259ZM90 109H89V107ZM115 106V108L113 107ZM146 106V105H145ZM241 106V107H240ZM251 106V107H250ZM257 106V107H256ZM82 107V108H81ZM98 110H97V108ZM112 107V108H111ZM124 107V108H123ZM130 107V108H129ZM238 107V108H236ZM108 108V109H107ZM130 110H129V109ZM143 108V109H142ZM241 108V109H240ZM244 108V110H243ZM252 109L250 110V109ZM82 109V111H80ZM94 109V110H93ZM140 110L138 113H134V110ZM238 111H237V110ZM240 109V110H239ZM262 109V110H261ZM101 110V111H100ZM105 110V111H104ZM110 110V111H109ZM132 110V111H131ZM207 110V111H206ZM257 110V111H256ZM261 110V111H260ZM0 111H2L0 109ZM109 111V112H108ZM117 111V112H116ZM123 111V112H122ZM81 112V113H80ZM96 112V113H94ZM106 112V113H104ZM112 115H110L111 113ZM120 115H118L119 113ZM129 112V114H128ZM132 112V113H131ZM237 112V113H236ZM258 112V113H257ZM84 113V115L82 114ZM109 113V114H108ZM116 113V115H114ZM118 113V114H117ZM245 115H244V114ZM252 113V114H251ZM256 113V114H255ZM94 116H93V115ZM100 114V115H99ZM104 114V115H103ZM243 114V115H242ZM262 116H261V115ZM87 115L89 117H87ZM97 117H96V116ZM103 117H102V116ZM107 117H106V116ZM208 115V116H207ZM253 115V117H252ZM84 116V117H83ZM92 116V117H91ZM111 116V117H110ZM238 118H237V117ZM243 117V118H240ZM261 116V117H260ZM97 119H96V118ZM106 117V118H105ZM251 117V118H250ZM90 118V119H89ZM93 118V119H91ZM105 122H104V119ZM116 122H115V119ZM118 118V120H117ZM122 118L124 120H122ZM132 118V119H131ZM250 118V120H249ZM261 118V119H260ZM100 119V120H99ZM109 119V120H108ZM121 119V120H120ZM131 119V120H130ZM134 119V120H133ZM206 119V120H205ZM210 121H208V120ZM245 119V120H244ZM253 119V120H252ZM89 120L90 122L88 123ZM92 120V121H91ZM103 120V122H102ZM108 120V121H107ZM126 120V121H125ZM239 123L238 124V121ZM96 123H94V122ZM119 121V122H118ZM128 121V122H127ZM236 121V122H235ZM250 121V122H249ZM255 121V122H254ZM261 121V122H260ZM92 122V123H91ZM102 122V123H100ZM124 122V123H123ZM134 122V124H133ZM246 122V123H245ZM248 122V123H247ZM254 122V124L252 123ZM256 122H258L256 124ZM99 123V124H98ZM104 123V124H103ZM109 123V124H108ZM115 123V124H114ZM136 123V126H135ZM242 123V125H241ZM250 123V124H249ZM75 124V125H74ZM114 124V125H113ZM139 124V125H138ZM238 124V125H237ZM259 124V125H258ZM262 126H261V125ZM68 125V127H67ZM74 127H72V126ZM78 125V126H77ZM94 125V126H93ZM102 125V126H101ZM106 127H105V126ZM125 125V126H124ZM132 127V129L129 128ZM258 125V126H257ZM84 127V129L82 128ZM89 126V127H88ZM108 126V128H107ZM111 126V127H110ZM121 126V127H120ZM123 126V127H122ZM261 126V127H260ZM88 127V128H87ZM93 127L94 130L91 128ZM97 129H96V128ZM103 127V128H102ZM116 127V128H115ZM128 127V129L126 128ZM136 127V128H135ZM231 127V128H230ZM91 128V129H90ZM119 128V129H118ZM126 128V129H125ZM135 128V129H133ZM142 128V129H141ZM210 132V139L217 138V133L214 132L212 127H209ZM230 129H233L232 125H229ZM74 129V130H75ZM101 129V130H98ZM104 129V130H103ZM113 129V130H112ZM121 129V130H120ZM138 129V130H137ZM254 129V130H253ZM81 130V131H80ZM85 130V131H84ZM98 130V131H97ZM115 130V131H114ZM119 130V131H118ZM125 130V132H124ZM135 130V131H132ZM93 131V132H92ZM107 131V132H105ZM121 131V132H120ZM132 131V132H131ZM258 131V132H255ZM260 131V133H259ZM92 132V133H91ZM111 132V133H110ZM116 132V135L114 133ZM126 133V134H125ZM212 133V134H211ZM254 133V134H253ZM103 134V135H102ZM107 134V135H106ZM109 134V137H108ZM114 134V135H113ZM136 134V135H135ZM84 135V136H83ZM97 135V136H96ZM119 135V136H118ZM214 135V136H213ZM115 136V137H114ZM132 136V137H131ZM136 136V137H135ZM94 138V139H93ZM106 140H105V139ZM111 138V139H110ZM120 138V139H119ZM85 139V140H84ZM90 139V140H89ZM109 139V140H108ZM115 139V140H114ZM120 143H118L119 141ZM122 139V140H121ZM94 140V141H93ZM126 140V141H125ZM132 140V141H131ZM139 140V141H138ZM105 141V143H104ZM113 141V142H112ZM129 144L127 145V143ZM135 142V143H134ZM141 142V143H140ZM222 142V140L219 141V144ZM218 143V142H217ZM216 143V144H217ZM113 144V145H112ZM123 144V145H121ZM124 144L125 147H124ZM131 144V145H130ZM215 144V145H216ZM112 145V146H109ZM116 145V146H115ZM124 147V149L127 151L126 154L129 155V157L122 156L120 154L121 146ZM212 145L210 146L211 149H216V146ZM115 146V148H114ZM127 146V147H126ZM99 147V148H98ZM104 147V149H103ZM0 168H3L2 166L6 162L7 156L3 154L4 148L3 145L0 144ZM117 148V149H116ZM129 148V149H128ZM137 148V149H136ZM105 149L107 152H105ZM111 149V150H109ZM135 151H134V150ZM3 151V152H2ZM140 151V152H139ZM98 152V153H97ZM116 152V153H115ZM134 153V157L132 158L131 153ZM136 152V153H135ZM137 152L139 153L137 156ZM142 152V153H141ZM88 153V154H87ZM97 153V155H96ZM113 154L110 156V154ZM99 154V155H98ZM131 155V156H130ZM141 155V156H140ZM143 155V156H142ZM217 155H221L223 159H225V151L220 153L217 151ZM104 156V157H102ZM121 156V157H120ZM100 157V158H99ZM123 157H125L123 159ZM138 157H140L138 159ZM221 157V158H222ZM5 160H4V159ZM122 158V159H121ZM143 160H142V159ZM99 159V162L97 161ZM105 161H104V160ZM113 159V160H112ZM117 159V161H116ZM96 160V161H95ZM124 160V162H123ZM131 160V162H130ZM103 161V162H102ZM113 161V162H112ZM145 161V164H144ZM3 162V163H2ZM138 162V163H137ZM2 163V164H1ZM115 163V164H114ZM125 163V164H124ZM149 166H148V164ZM230 163V164H229ZM231 163H233L231 165ZM234 163L236 165H234ZM101 164V166H100ZM117 165V166H116ZM141 167H139V166ZM228 166L230 170L236 171L235 174L237 177L240 178L242 182H244V172L242 171V168L236 161H230L228 162ZM232 166V167H231ZM104 167V168H103ZM117 167V168H116ZM138 167V168H137ZM147 167V168H146ZM231 167V168H230ZM236 167V168H235ZM103 168L104 170H102ZM111 168V169H110ZM128 168V169H127ZM135 168V169H132ZM140 168V169H139ZM145 168V169H144ZM233 168V169H232ZM101 169V170H100ZM124 169V170H123ZM130 169V170H129ZM144 169V170H143ZM150 169V170H149ZM235 169V170H234ZM113 172H112V171ZM122 170V171H121ZM127 170V171H126ZM135 170V171H134ZM240 170V171H239ZM6 173L9 170H5ZM102 171V172H101ZM125 171V172H124ZM143 171V172H141ZM242 171V172H241ZM107 172V173H106ZM123 172V173H122ZM139 172V173H137ZM5 173V172H4ZM111 173V174H110ZM118 173V174H117ZM146 173V174H145ZM243 173V174H242ZM145 174V175H144ZM149 174V175H148ZM238 174V175H237ZM241 175V176H240ZM150 176V177H149ZM103 177V178H102ZM118 177V178H117ZM133 182H132V178ZM139 177V178H138ZM143 177L142 181L140 182V178ZM145 177V178H144ZM243 177V178H242ZM105 178V179H104ZM110 178V179H109ZM131 178V179H130ZM153 178V179H152ZM167 178V177H166ZM8 181L6 178H3ZM9 179V178H7ZM16 180H20L17 177L12 178ZM112 179V180H111ZM152 179V180H151ZM168 179V178H167ZM166 179V180H167ZM111 182H110V181ZM139 180V182H138ZM149 180V181H148ZM2 181V182H3ZM10 181V180H9ZM107 181V182H106ZM118 181V182H117ZM140 183V184H139ZM169 183V181H168ZM122 184V186H120ZM124 184V185H123ZM167 184V183H166ZM127 185V186H125ZM123 186H125L123 188ZM133 186V187H132ZM149 186V185H148ZM127 187V188H126ZM104 189V190H102ZM125 190V191H124ZM163 190V189H162ZM161 190V191H162ZM168 190V191H167ZM250 186H247V191L249 192ZM130 191V192H131ZM164 196L170 198V190L164 188L163 190ZM121 195H120V194ZM14 195L19 198H22L20 194H18L17 191L14 192ZM169 195V196H168ZM106 197V198H105ZM132 199V200H131ZM131 200V201H130ZM264 201V194L261 195L260 200H256V205L259 202ZM204 201V200H202ZM123 202V203H122ZM130 202V203H129ZM121 203V204H120ZM126 203V204H125ZM128 203V204H127ZM133 203V204H132ZM138 204V206H137ZM249 204V203H248ZM136 205V206H135ZM141 205V206H140ZM172 207H176V203L171 204ZM245 204L244 209L246 210L247 214H249V205ZM255 205V206H256ZM122 206V207H120ZM131 206V207H130ZM135 206V208H133ZM116 207V209H115ZM143 207V208H142ZM114 208V209H113ZM120 208V209H119ZM139 208V209H138ZM243 209V210H244ZM118 210V211H117ZM248 210V211H247ZM110 211V212H109ZM122 211V212H121ZM126 211V212H125ZM118 212V213H117ZM116 213V214H114ZM122 213V214H121ZM111 214V215H110ZM113 214V216H112ZM260 218H259V217ZM258 217V218H257ZM107 218V217H106ZM113 218V219H112ZM117 218V219H116ZM253 219L257 221V229H259L261 232L259 234L264 237V226L261 227V225H264V217L260 215L259 212H257L252 216ZM120 219V220H119ZM261 219V220H260ZM117 221V222H116ZM120 222V223H119ZM120 224V225H119ZM261 224V225H260ZM117 225V226H116ZM122 226V227H121ZM104 227V228H103ZM109 228V229H108ZM119 228V230H118ZM262 228V229H261ZM109 230V231H108ZM111 232V233H110ZM120 232V233H119ZM116 233V234H115ZM118 233V234H117ZM113 234V235H112ZM113 239L116 245H109V241L107 239ZM111 237V238H110ZM167 238V237H165ZM106 239V240H105ZM115 239V240H114ZM130 240L133 242L135 239L130 237ZM31 241V240H30ZM124 241V242H122ZM47 242V241H46ZM44 243V247L40 250H37V248L33 244H29L27 247V253L28 257L26 259V264H40L38 262L42 261L43 257L46 254V248L48 247V242ZM104 242V243H103ZM120 243V244H119ZM127 243V244H126ZM170 243V242H169ZM175 241H172L170 244H174ZM106 244V246L104 245ZM175 245V244H174ZM173 245V246H174ZM109 246V247H108ZM112 247V248H111ZM36 250H35V249ZM101 249V250H100ZM114 251H113V250ZM32 250V251H31ZM103 250V252H102ZM116 250V251H115ZM38 251V252H37ZM119 251V254H118ZM200 257L199 262L195 264H210V259L208 254L204 251V248H200ZM202 251V252H201ZM40 252V253H39ZM123 252V253H122ZM37 253L36 262L33 261L32 254ZM103 253V254H102ZM110 253V254H109ZM205 253V254H204ZM43 254V255H42ZM207 254V255H206ZM117 255V256H116ZM203 255V256H202ZM120 256V257H119ZM40 257V258H39ZM202 257V258H201ZM205 261H204V259ZM32 258V259H31ZM107 258V259H106ZM119 259V260H118ZM102 260V261H101ZM202 260V262H201ZM104 262V263H103ZM108 262V263H107ZM146 264H154V261L147 260ZM194 264V263H193Z\"/></svg>", "mask_w": 264, "mask_h": 264}]
</instances>
